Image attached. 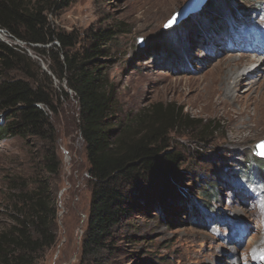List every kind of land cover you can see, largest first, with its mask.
<instances>
[{"label": "rangeland", "instance_id": "obj_1", "mask_svg": "<svg viewBox=\"0 0 264 264\" xmlns=\"http://www.w3.org/2000/svg\"><path fill=\"white\" fill-rule=\"evenodd\" d=\"M23 2L43 8L52 28L72 36V52L90 48L95 33L112 31L113 39L102 46L107 55L98 60L119 119L161 103L181 108L188 124L201 121L170 133L171 150L183 157L180 176L168 178L155 194L145 187L133 190L136 209L113 227L97 255L100 263L264 264V157L254 151L264 139V64L255 63L264 53V0H228L223 11L221 0L214 9L206 0L176 24L185 23L180 35L166 24L187 0ZM168 30L169 41L181 46L180 60L152 47V39ZM0 40L30 57L33 72L38 66L50 75L53 99L52 109L43 106L49 124L43 137L25 134L0 142V232L13 230L24 216L17 210L20 192H37L42 199L49 194L55 242L35 264H78L91 180L76 95L51 74L50 54L35 51L43 45L6 32ZM238 58L242 67L230 78ZM243 69L251 73L238 76ZM218 74L233 82L227 94L213 93L222 87L213 82ZM13 78L27 79L16 68H0V81ZM208 81L212 97L204 107L199 90ZM208 122L216 129L208 128L204 137L201 128ZM48 164L56 172H49Z\"/></svg>", "mask_w": 264, "mask_h": 264}, {"label": "trees", "instance_id": "obj_2", "mask_svg": "<svg viewBox=\"0 0 264 264\" xmlns=\"http://www.w3.org/2000/svg\"><path fill=\"white\" fill-rule=\"evenodd\" d=\"M216 2L209 0L208 8L214 9ZM221 2L223 11L228 0ZM184 24L181 22L172 29L179 32ZM0 29L29 45H43L34 47L35 51L50 54L51 74L65 80L76 95L79 129L91 180L89 214L78 264H101L97 255L107 247L113 227L130 218L136 209L133 190L145 187L155 194L168 178L180 176L183 157L171 150L170 133L176 129L179 132L180 127L199 126L201 121L188 124L181 108L161 103L119 119L114 93L105 83L98 60L107 55L102 46L113 39L110 30L95 33L90 48L81 53L72 52V36L52 28L43 8H30L23 0H0ZM170 30L158 34L151 44L154 48L159 45L169 50V57L180 60L184 54L180 44L169 41ZM48 44L51 46L45 47ZM21 51L0 40L1 70L16 68L27 77L0 81V113L4 115L0 120V142L25 134L43 137V129L49 125L43 106L53 108L52 89L48 87L52 82L50 75L38 66L33 72L29 65L34 67L36 63ZM211 127L216 129L210 122L203 124L200 134L207 136L206 131ZM47 170L56 172V166L48 164ZM48 195L43 199L37 192L17 195L16 204L20 205L17 210L24 216L17 219L13 230L0 232V264H35L41 253L54 244L52 226L56 212Z\"/></svg>", "mask_w": 264, "mask_h": 264}, {"label": "bare ground", "instance_id": "obj_3", "mask_svg": "<svg viewBox=\"0 0 264 264\" xmlns=\"http://www.w3.org/2000/svg\"><path fill=\"white\" fill-rule=\"evenodd\" d=\"M263 50V49H262ZM262 50H260L261 52H262ZM259 60H256L255 61V63H257V62H260V65H262V64H264V53L262 52V54L259 56V58H258ZM242 67V63H241V59L240 58H238V59H236V60H233L232 61V64H231V70H230V72H228L229 73V77H230V75L231 74H233V72L234 71H236V70H239L240 68ZM239 74H237L238 76L240 75V76H245V75H248L249 73H251L250 71L248 72L247 70H245V69H243L242 70V72L240 73V72H238ZM221 75V74H220ZM224 75V74H223ZM237 76V77H238ZM229 77H227V76H225L223 79H222V77H220L219 76V74H218V77L217 78H215L214 80H213V82L214 81H216V84H217V82H220L221 83V86L222 87H220V84H219V87L217 86L215 89H214V91H213V93H214V95H216V94H220V92H221V90H222V92H225L226 94L230 91V83L231 82H229V80H228V78ZM231 78V77H230ZM234 79H236V76H235V78ZM233 79V80H234ZM212 82V81H211ZM209 81L208 82H206V83H204L203 85H202V89L204 90V91H201V89L199 90V96H200V98L202 99V102L205 104V105H203L204 107H206V105L208 104V99L210 98V96L212 97V91H211V88H209ZM233 83V82H232ZM231 83V84H232ZM233 88V87H232ZM223 95V94H222ZM218 99H219V97H218ZM263 100V99H262ZM216 101H217V99H216ZM264 101V100H263ZM262 102V101H261ZM218 103V102H217ZM222 103V102H221ZM225 103V102H224ZM249 105V104H248ZM248 105H247V108H248ZM256 108V107H255ZM255 111V110H254ZM258 114V113H257Z\"/></svg>", "mask_w": 264, "mask_h": 264}, {"label": "water", "instance_id": "obj_4", "mask_svg": "<svg viewBox=\"0 0 264 264\" xmlns=\"http://www.w3.org/2000/svg\"><path fill=\"white\" fill-rule=\"evenodd\" d=\"M206 0H187L183 7L177 11L174 16L167 22L166 26H174L184 19L190 12L196 11L201 8ZM0 32H5L0 29ZM254 151L256 154L264 157V139L257 142L254 146Z\"/></svg>", "mask_w": 264, "mask_h": 264}]
</instances>
